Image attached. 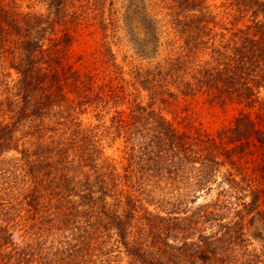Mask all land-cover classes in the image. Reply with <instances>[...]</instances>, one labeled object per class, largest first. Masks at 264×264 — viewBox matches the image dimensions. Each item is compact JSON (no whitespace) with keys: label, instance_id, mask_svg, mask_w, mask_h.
Listing matches in <instances>:
<instances>
[{"label":"trees","instance_id":"1","mask_svg":"<svg viewBox=\"0 0 264 264\" xmlns=\"http://www.w3.org/2000/svg\"><path fill=\"white\" fill-rule=\"evenodd\" d=\"M109 1L46 0L50 14L43 15L0 0V156L11 152L0 160L9 162L0 172V264H114L100 253L106 235H116L128 264H264V0H228L242 18L250 15L249 24L237 21L231 29L218 27L210 0H170L182 43L177 55L138 71L137 94L128 92L110 47L105 77L71 61L86 17L97 19L89 25H112ZM144 29L150 36L140 40L142 52L160 41L151 21ZM141 91L154 102H136ZM199 97L237 106L233 123L215 132L181 130L153 108ZM88 107L98 118L113 111V130L126 141L138 138L139 178L178 191L170 205H182L187 195L195 203L225 185L248 195H237L243 202L234 208L221 199L228 192L222 188L184 216L150 213L141 222L133 197L126 209L121 195L108 200L118 183L111 186L112 171L98 156L101 141L81 119ZM247 156L252 172L242 166ZM52 207L75 243L47 253L30 240L18 243L11 219Z\"/></svg>","mask_w":264,"mask_h":264},{"label":"rangeland","instance_id":"2","mask_svg":"<svg viewBox=\"0 0 264 264\" xmlns=\"http://www.w3.org/2000/svg\"><path fill=\"white\" fill-rule=\"evenodd\" d=\"M113 1L112 15H114L115 20H112V25L107 28L106 24L108 23L100 24L96 22L95 25H89L87 22L91 23L97 19L91 20L90 17H86L81 36L73 46L71 61L76 63L75 66L92 69V72L99 73V77H105L110 72V68L103 63L102 59L105 58L103 55L106 52L105 49L110 47L119 65L120 73H123V77L129 82L128 92H135L133 83L136 81L138 71H145L154 67L158 62L177 55L176 46L181 44L182 41L179 40L172 27V9L169 8L172 3L170 0H135L134 4L136 5H131L133 2L131 0ZM17 2L21 5V9L25 11L37 12L43 15L50 14L46 0H17ZM210 2L211 8L219 21L218 27L231 29L237 21H239L238 27L250 23L248 22L250 15L242 18L238 12H235L229 6L228 0H210ZM110 3L111 0L108 7L111 6ZM94 14L95 12H88L87 15ZM98 17L104 19V15H98ZM148 21L154 24L160 36V41L152 50L142 52L140 51L142 43L139 44V42L150 36L144 29ZM234 30H231V32ZM134 39L139 40L135 41ZM105 56L107 57V54ZM15 76L16 74L13 77ZM134 95L130 96L128 104L124 106L127 112H129L128 106L132 107L134 104ZM191 98L188 101L182 100L179 104L157 101L153 104V108L178 129L191 130L192 132L198 128L215 132L226 125L232 124L238 113L237 106L212 104L206 97H199L194 100ZM136 102L146 106L154 101L150 100L147 92L141 91ZM97 112L98 110H94V107H88L81 114V119L87 128L95 131L98 135L97 138L101 141L98 156L101 160L107 162V165H109L108 171H112L111 186L118 183L109 192L113 197H109L108 200L112 201L121 195L122 208L126 209L132 205L128 204V196L133 197L135 200L134 213L136 219H140L141 222L145 221L146 216H150V213L151 215L167 216L171 211H182V213H172V215L183 214L184 216L188 214V210H193L199 205L215 200L222 188L227 189L228 192H224L221 199L226 198L224 203L227 204L229 201L234 208L240 207L237 205L243 202V199H236L237 195L242 198H246L245 195H248L247 192L234 193L228 188V185H225L220 189L214 188L210 193L200 194L195 203L191 195H187L182 201V205L180 204L178 207L170 205L168 200L177 198L178 191L173 188L170 189V187H164L165 183L154 187L152 181L139 178L141 173L138 172L136 163H134L135 159L141 156L137 145L138 138L134 141H126L123 134L120 136L117 130L116 132L113 130L112 117L115 114L113 111L106 114L104 118H98ZM10 156L11 152L4 153L3 156H0V160ZM242 161V166L249 167V172H252L254 165L252 157H244ZM8 164L7 160L0 163V172L2 171L1 168H5ZM96 196H99V193ZM224 215L231 217L232 213L230 214V211H228ZM9 223H13L11 228L14 230L15 239L18 243L30 240L31 243L38 246L40 250L46 251V253L63 250L69 244L75 243L74 234L64 225L62 217L55 207L45 209L43 213L39 211L36 214L22 211L21 217H14ZM130 233L133 234L134 229ZM112 236L109 237L108 235L107 237L106 235L105 242L102 241L103 243L100 245L101 252H99L103 254L102 258L110 259L114 264H128V257L117 243L116 235ZM102 239L104 240V238L99 240ZM257 245L256 242H253V246ZM68 260L69 258L65 259L64 262Z\"/></svg>","mask_w":264,"mask_h":264}]
</instances>
